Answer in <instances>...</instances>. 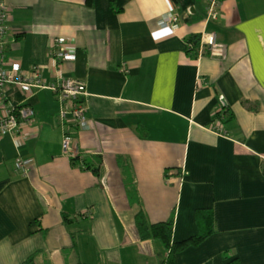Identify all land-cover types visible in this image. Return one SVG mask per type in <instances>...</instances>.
Returning a JSON list of instances; mask_svg holds the SVG:
<instances>
[{
	"label": "crops",
	"instance_id": "1",
	"mask_svg": "<svg viewBox=\"0 0 264 264\" xmlns=\"http://www.w3.org/2000/svg\"><path fill=\"white\" fill-rule=\"evenodd\" d=\"M171 1L8 0L7 58L40 65L46 86L0 97V114L36 111L32 136L0 133V264H161L170 248L140 235L141 209L174 218L173 241L213 211L177 264H264V0H222L216 18L210 0H175L176 27ZM212 32L224 49L201 52ZM56 37L76 59L57 65ZM68 76L87 85L88 128L60 116L51 86Z\"/></svg>",
	"mask_w": 264,
	"mask_h": 264
},
{
	"label": "built area",
	"instance_id": "2",
	"mask_svg": "<svg viewBox=\"0 0 264 264\" xmlns=\"http://www.w3.org/2000/svg\"><path fill=\"white\" fill-rule=\"evenodd\" d=\"M222 0H210L209 2V18H216L219 15V7ZM168 12L165 23H171L174 27L179 25L181 18L177 3L173 0ZM10 8L8 0H0V97H7V89L13 85H20L21 88L27 92L32 93L37 87L46 86L44 83L43 73L40 65L33 66L30 73L23 70V65L20 60H9L7 58V40L6 35L9 30ZM65 39L63 37H56V51L53 54L57 65L60 59H75L76 54L67 50L64 46ZM203 46L201 52H210L212 54L219 53L224 49V45L218 41L216 32L208 34L202 39ZM205 47V48H204ZM54 89H59L63 103L66 106L61 109L60 116L64 121H71L76 125H81L82 128L90 126L88 117V107L83 100L88 93L87 85L84 80L68 76L63 78L58 84L51 86ZM35 108L30 103H21L5 108V111L0 114V133L7 131L16 132L17 135H24L26 138L32 136L35 131H26L23 129L26 125L33 123L35 119ZM29 128V127H28ZM27 129V128H26ZM216 131L223 133L224 129L217 124L214 128ZM72 142L77 143V136L66 134L64 136V147L68 150ZM31 159L18 154L16 157V169L24 174H28L31 169Z\"/></svg>",
	"mask_w": 264,
	"mask_h": 264
},
{
	"label": "trees",
	"instance_id": "3",
	"mask_svg": "<svg viewBox=\"0 0 264 264\" xmlns=\"http://www.w3.org/2000/svg\"><path fill=\"white\" fill-rule=\"evenodd\" d=\"M190 38L194 42L193 46V53L199 52V42H200V35L193 34L190 36ZM138 188V187H137ZM137 188H131V200L134 202L139 199L138 197V190ZM206 216V219L204 220V226L205 228L197 232L194 235L189 236L188 238H185L183 240L173 241L172 235H173V229H174V218H170L167 220H161L156 222H151L148 219L147 214L145 213L144 209H141L137 213V223L139 226V232L140 235L143 238L148 237H159L162 238L167 247L170 248L169 254L167 257L164 258L161 264H177V253L186 248L188 245L191 244H199L201 243L210 233L214 230V215L213 211H210ZM234 260L230 261V264H234Z\"/></svg>",
	"mask_w": 264,
	"mask_h": 264
},
{
	"label": "bare ground",
	"instance_id": "4",
	"mask_svg": "<svg viewBox=\"0 0 264 264\" xmlns=\"http://www.w3.org/2000/svg\"><path fill=\"white\" fill-rule=\"evenodd\" d=\"M175 3H177L175 0H173ZM177 5H178V7H177V10H178V12H179V4L177 3ZM209 6V5H208ZM169 10H170V8H169ZM169 10H168V12H169ZM180 13V12H179ZM9 16H10V14H9ZM167 16H168V14H167ZM10 18V17H9ZM8 22H9V20H8ZM9 26V25H8ZM68 50V49H67ZM71 50V49H70ZM71 51H73L75 54H76V58H77V51H75V50H71ZM75 58V59H76ZM72 59V58H71ZM21 87V86H20ZM23 89V88H22ZM24 90V89H23ZM26 91V90H25ZM221 133V132H220ZM224 133V132H223ZM15 163H16V160H15Z\"/></svg>",
	"mask_w": 264,
	"mask_h": 264
}]
</instances>
